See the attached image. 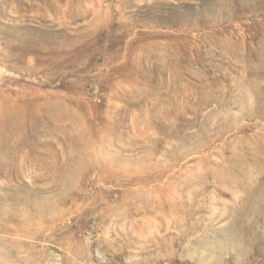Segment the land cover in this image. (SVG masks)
<instances>
[{
    "label": "rangeland",
    "instance_id": "1",
    "mask_svg": "<svg viewBox=\"0 0 264 264\" xmlns=\"http://www.w3.org/2000/svg\"><path fill=\"white\" fill-rule=\"evenodd\" d=\"M0 264H264V0H0Z\"/></svg>",
    "mask_w": 264,
    "mask_h": 264
}]
</instances>
